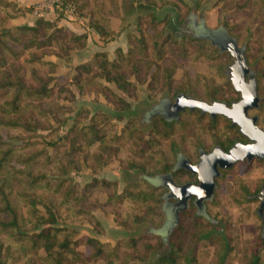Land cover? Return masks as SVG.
I'll return each instance as SVG.
<instances>
[{
	"label": "trees",
	"instance_id": "trees-1",
	"mask_svg": "<svg viewBox=\"0 0 264 264\" xmlns=\"http://www.w3.org/2000/svg\"><path fill=\"white\" fill-rule=\"evenodd\" d=\"M66 1L79 16H89V27L103 42L110 37L112 32L105 17L118 13L117 0ZM21 11L16 4L0 0V264H146L151 258L150 251L162 246L165 252L155 258L156 264H193L195 250L184 249L185 232L181 225L172 230L168 244L160 240L156 246H152L143 236L136 239L122 238L112 245L80 234L76 223L85 220L93 225L94 233L101 230L91 208H103L117 201L125 203L120 207V224L125 229L132 231L136 224L146 222L151 229L159 230L163 219L160 208L162 193L156 186L152 188L139 180L129 184L120 194L112 189L107 198L101 201L98 190L111 186L110 182L95 178L85 190L73 183L69 174L73 170H80L82 163L90 164L91 170L98 173L114 154L115 143L136 142L141 139V134H138L133 120L125 123L121 135L116 134L115 125L108 128V117L102 114H93L89 118L90 123L85 125L83 120L87 119V110L83 109V117L73 122L68 134L53 143L41 138L38 130L49 129L50 120L59 126L66 125L67 121L64 116L66 108L52 100L57 84L50 86V76L56 64L43 58L54 55L57 59L69 62L72 50L85 48L87 35H74L59 28L47 32V28L53 27V24L43 19L36 20L33 26L5 28L7 21L18 16ZM222 13L225 17L235 13H251L248 19L227 27L229 35L237 41L240 30L249 32L257 20L261 19L257 29H264V0H234L220 11ZM259 35L262 39V34ZM165 46V42L160 47L156 45L158 58L165 51ZM147 51L148 46L141 38L127 54L118 50L119 58L115 63L110 62L105 53H96L94 60L76 68L77 72L71 77L73 84L81 95L107 90L110 101L122 109H128V103L96 79L115 83L118 88L126 90L131 84L125 78V69L132 66L137 70L147 58ZM260 51H264V41ZM179 53L183 58L188 57L185 50ZM134 55H137L135 61ZM245 57L247 59L248 55L245 54ZM27 63L35 64L34 82L29 83L24 78L23 65ZM38 66L50 68L46 76L38 75ZM174 66L173 63L167 68L169 80ZM58 88L57 92L70 93L66 87ZM180 93L185 95L184 92ZM56 110H62L63 113L57 116ZM181 115L180 112L178 120L170 122L160 116L158 120L168 130L180 120ZM19 141L21 145L15 144ZM95 143V151H89V146ZM60 146H64L63 150L58 149ZM49 147L54 148L53 154H50ZM169 149L172 155H166L168 162L163 170L158 171L160 175L170 174L175 166L172 145ZM134 165L127 164L126 167L135 168ZM191 178L184 171H173L171 179L174 183H180L191 181ZM242 189L243 186L239 192L245 197ZM229 198L236 200L237 196ZM211 204L206 206L208 215ZM199 227L198 231H203L204 226ZM192 235L197 236V232ZM262 243L261 236L250 246L247 264H259ZM79 246L87 247L88 254L79 251ZM232 251L230 243L223 242L216 263L226 264Z\"/></svg>",
	"mask_w": 264,
	"mask_h": 264
},
{
	"label": "rangeland",
	"instance_id": "rangeland-1",
	"mask_svg": "<svg viewBox=\"0 0 264 264\" xmlns=\"http://www.w3.org/2000/svg\"><path fill=\"white\" fill-rule=\"evenodd\" d=\"M64 1L68 3L66 0ZM237 1L241 2L242 0ZM233 2L234 0H117L118 13L105 17L112 34L104 42L99 38V41L104 45L115 42L116 44L114 47L110 45V49H106L103 53L110 62L115 63L119 58L118 50L127 54L130 49L136 46L137 40L143 38L148 46V55L137 70L132 66L125 69V78L127 77L131 84L126 90L118 88L115 83L106 82L104 79L96 80L128 103L130 105L128 109H122L121 106L110 101L111 96H107V94L109 95L107 90H102L99 93L91 91L81 95L73 84L71 77L77 72L76 68L94 60L95 54L90 61L76 65L72 64V57L74 52L79 50H72L69 62L57 59L54 55L44 56L45 61L51 62V58H56L59 63L64 65L59 66L55 63V68L51 70L53 73L50 76L52 79L50 86L57 84L52 100L66 108L64 116L67 121L66 125L59 126L54 120H50L51 127L49 129L38 130L41 138L53 143L59 137L68 134L73 122L83 117V113H85L83 109L87 110V119L83 120L85 125L90 123L89 118L93 114H102L108 117L106 119L108 128L115 125L116 134H122L123 126L129 120L134 121L138 134H141V139H138L139 143H136L137 140L136 142L115 143L114 154L98 173L91 170L90 164L82 163L80 170H73L69 174L75 185L81 190H85L95 178L110 182L111 186L98 190L101 201L107 198L112 189L120 194L129 184L139 180L144 181L152 188L156 186L162 193L158 185L151 184L147 179L160 175L158 171L163 170L164 165L168 162L166 155H172L169 151L170 145L175 153L174 158H176L177 152L193 158L194 150L198 146L209 148L215 143L226 148L235 140L244 141V138L237 134V128L223 118L208 120L205 116H198L196 112H184L180 120L167 130V127L159 122L158 116L149 122L145 120L144 116V112L152 105L162 99L173 101L176 94L180 92L203 100L230 101L236 97L228 75L224 72L226 65L231 62L228 54H218L209 42L191 38L187 35V30L182 29V22L186 19L190 9L194 8L195 11H203L207 27L215 28L221 24L228 33V26L239 24L251 15V13H235L225 17L223 13L220 14L226 5ZM39 5L46 6L47 9L44 13L36 15L35 8ZM49 6H51L50 0H36L34 4L26 7L17 5L21 8V13L15 18L9 19L5 28L33 26L36 20L43 19L53 24V27L47 28V32H51L53 28L67 31L65 26L59 25L61 21L80 24L84 22L86 27L94 31L89 27V16H79L72 5L73 14L54 11ZM29 17L34 20L27 21ZM17 20H22V22L25 20V22L19 26L9 27V22ZM260 20H257L249 32L240 30L239 41L234 39L240 47L245 48V54L248 55L247 63L254 69L259 81L258 93L261 97L259 109L250 111L249 115H258L262 120L264 119V51L260 50L262 41H264V29L263 31L257 29ZM259 33L262 34V39L259 37ZM164 42L166 44L165 51L158 58L156 45L160 47ZM184 50L187 53V58L178 55ZM133 59L137 60V55H134ZM173 63L175 70L169 80L166 74L169 72L167 68ZM23 70L26 81L34 82L35 64L27 63L23 65ZM49 70L50 68L47 66L37 67L39 76H46ZM58 87H66L70 93L57 92ZM62 113V110H56L57 116ZM15 144L21 145L22 142L19 141ZM96 146L97 143L92 144L88 150L95 151ZM63 147L60 146L58 149L63 150ZM48 149L50 154H53L54 148L49 147ZM82 156L80 155V157ZM132 163L135 164V168L126 167L127 164ZM263 182L264 159L240 163L225 172L223 177L217 181L219 188L208 211L215 224L200 216H194V212L191 211L180 214L179 225L183 226L185 232L184 249L195 250L193 264H217V254L223 242H229L233 248L226 264H247L248 249L262 235L263 222L257 215L259 207L257 195H259ZM242 186L245 197H242L239 192ZM229 196H237V199H230ZM121 205H125V203L117 201L114 205H107L103 208L99 206L91 208L90 211L99 221L101 230L96 231L97 234L94 233L93 225L85 220L76 223L80 234L112 245L122 238L136 239L143 236L147 237L146 240L152 246H156L157 242L162 240V236L156 233L158 229H151L148 223L136 224L132 231L121 226ZM199 225L204 226L203 231H198ZM193 232H197V236L192 235ZM262 240L259 264H264V239L262 238ZM164 244L166 245V243ZM78 250L88 254V248L85 246H79ZM164 252V246L152 249L149 253L151 254L150 261L146 264H156L155 258ZM131 264L142 263L133 262Z\"/></svg>",
	"mask_w": 264,
	"mask_h": 264
},
{
	"label": "water",
	"instance_id": "water-1",
	"mask_svg": "<svg viewBox=\"0 0 264 264\" xmlns=\"http://www.w3.org/2000/svg\"><path fill=\"white\" fill-rule=\"evenodd\" d=\"M206 30H209L206 28ZM225 30V29H224ZM223 41L226 44L225 49L233 55V63L229 65L227 74L234 89L239 92L241 98L239 101L234 102L231 106L222 102L213 101L208 104L196 100L191 96L184 94H177L175 102L162 101L163 105V118L165 120H178L179 113L188 107L189 109L198 108L203 112H208L212 116L222 115L232 125L239 128L240 133L248 139V143L236 142L228 152L222 151L219 147L211 150L209 154H203L200 157V161L196 165L189 166L188 168L192 173H197L200 181L199 188L208 189L212 191L214 186V178L219 176L218 168L229 169L238 162L247 161L251 162L253 159H264V129L259 128L256 125V117H249L248 111L259 108L260 99L257 95V82L256 73L254 69L250 68L245 57V48L238 47L237 41L232 38L227 31L223 32ZM248 78V82H245V78ZM168 175H157L153 178L147 179L151 184L158 185L159 181H164L170 189L188 191L193 187L191 185H184L177 187L173 185ZM173 186V187H172ZM260 204L258 205L257 215L263 222L264 229V182L262 184L259 196ZM211 199V198H209ZM176 206V205H175ZM177 212L174 206L169 209V222L176 224ZM164 226L161 227L157 233L162 235Z\"/></svg>",
	"mask_w": 264,
	"mask_h": 264
},
{
	"label": "flooded vegetation",
	"instance_id": "flooded-vegetation-1",
	"mask_svg": "<svg viewBox=\"0 0 264 264\" xmlns=\"http://www.w3.org/2000/svg\"><path fill=\"white\" fill-rule=\"evenodd\" d=\"M206 28L209 30H206ZM182 29L183 30L186 29L187 35H189L191 38H194L196 40H203V41L209 42V44H211L217 50L218 54H225V53L228 54V56L231 59V62L228 65H226V70L224 72L227 74L229 65H231L233 63V55L225 49L226 44L223 41V35H222V34H224L223 32L225 31L224 26H222L221 24H218L217 27H215V28L207 27L205 24V18H204L203 11L202 10L195 11L194 8H191L186 19L182 22ZM238 47H240L239 44H238ZM249 67L251 68V66H249ZM255 79L257 82V92L256 93H257L259 99L261 100V97L259 96V93H258L259 92L258 81H257V78H255ZM228 80L231 83L229 76H228ZM244 80L246 83L248 82L247 76ZM231 86H232V88L236 94V97L231 99L230 101H217V102L225 103V104H227V106L230 107L232 103L240 100L241 95L239 94V92H237L234 89L232 83H231ZM176 96H177V94H176ZM176 96L173 99V101L168 100V99H162L159 102H157L156 104L152 105L150 108H148L146 110V112H144L145 120H147L149 122V121H151V119H153L154 117H157V116H160L161 118H163V112L165 113V110L163 109V105L161 104V102L162 101H169L171 103H174ZM186 96H191V95H186ZM191 97H193V96H191ZM193 98H195L198 101L205 102L208 104L215 101V100H203V99L197 98V97H193ZM259 105H260V103H259ZM253 110H257V109H253ZM253 110L248 111V116L249 117H256L257 118V120L255 121L256 125L259 128L264 129V119L260 120L258 115H253V116L249 115V112L253 111ZM184 112H196V113H198V116H202V117L205 116L206 118H208V120H215L216 118H223V119L227 120V122H230V120H228L227 118H225L222 115L212 116L210 113L203 112L201 109H198V108H194L191 110L188 107H186V108H184V110L181 113L183 114ZM168 121L170 122L171 120H168ZM230 124L232 125L231 122H230ZM234 127L237 128L238 133L240 134V136H242L244 138V141L243 140H235L232 143H230L229 146L226 147L225 149L221 145H218L215 143L212 146H210L209 148H203L202 146H198L196 148V150H194L195 153H194L193 158H189L181 152L176 153L175 166L173 168V171L174 172L184 171L185 174H188L189 176L192 177L191 178L192 180L191 181H182L180 183H174L173 179H171L173 171L170 173V176H171L170 179L172 180L173 185H175L177 187H182L184 185H191L193 187L191 190L181 192V190H175V188L170 189L164 181H159L158 186L162 190V194H161L162 204H161L160 208H162V212H163V220H162L161 227L164 226V231L162 232L161 236H162V240L164 243L167 244V242L169 240V235L171 234L172 230L179 225L180 214H182L184 212L194 210V214L202 217L203 219H205L209 222H213V224H215V222L212 220V218L208 215L206 206H207V204L213 203V201H214V197H215V195L218 191V188H219L217 181L220 178H222L224 173L227 172L228 170H231L232 168L239 165L240 163H244V162L248 163V162L247 161L238 162L237 164H235L234 166H232L229 169L218 168L219 176L214 178V186H213L212 191H209L208 189H205V188H203V189L199 188L200 181H199V179H197L198 174L192 173L188 167L192 166V165H196L200 161L201 155L209 154L211 152V150H213L216 147H219L224 152H228L229 149L236 142L248 143V139L245 138L240 133L239 128L237 126H234ZM253 160H256V159H253ZM162 175H168V174H162ZM260 190H261V188H260ZM259 193H260V191H259ZM258 196L259 195H257V197ZM209 198H211V199H209ZM258 200H259V198H258ZM259 204H260V200H259ZM172 206H174L176 208L177 219H176V224H171L170 226H168L169 209ZM261 234H262L261 235L262 238L264 239V229L263 228H262Z\"/></svg>",
	"mask_w": 264,
	"mask_h": 264
},
{
	"label": "crops",
	"instance_id": "crops-1",
	"mask_svg": "<svg viewBox=\"0 0 264 264\" xmlns=\"http://www.w3.org/2000/svg\"><path fill=\"white\" fill-rule=\"evenodd\" d=\"M6 1L16 3L18 6H21V7H26L36 2V0H6ZM28 20H34V18L29 17L27 21ZM24 22L25 20H23V22L22 20L11 21L9 22L8 25L9 27L19 26L21 24H24ZM59 25L65 26L67 31H69L72 34H76V35H81L83 33L87 34V42H86L85 49L76 51L73 54V57H72L73 65L86 63L91 60L94 54L104 52L106 51V49L107 50L110 49V45L114 47L115 46L114 44H116L115 42V43L104 45L102 42L99 41L98 35L94 31L86 27L84 22L80 24L77 22L61 21V24ZM50 61L53 63L59 64V66L63 65L59 63L56 58H51Z\"/></svg>",
	"mask_w": 264,
	"mask_h": 264
},
{
	"label": "built area",
	"instance_id": "built-area-1",
	"mask_svg": "<svg viewBox=\"0 0 264 264\" xmlns=\"http://www.w3.org/2000/svg\"><path fill=\"white\" fill-rule=\"evenodd\" d=\"M51 6H49L51 9L54 11H64L68 12L70 14H73L72 6L68 3H66L64 0H50ZM47 7L46 6H37L35 8V14L39 15L40 13H44L46 11Z\"/></svg>",
	"mask_w": 264,
	"mask_h": 264
}]
</instances>
